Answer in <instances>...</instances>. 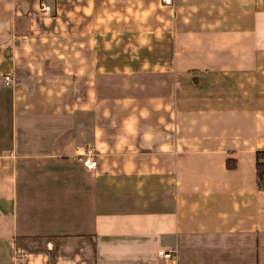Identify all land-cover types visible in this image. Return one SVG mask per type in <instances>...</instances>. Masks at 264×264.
I'll use <instances>...</instances> for the list:
<instances>
[{
	"label": "crops",
	"instance_id": "1",
	"mask_svg": "<svg viewBox=\"0 0 264 264\" xmlns=\"http://www.w3.org/2000/svg\"><path fill=\"white\" fill-rule=\"evenodd\" d=\"M48 3L0 0V264H264V0Z\"/></svg>",
	"mask_w": 264,
	"mask_h": 264
},
{
	"label": "built area",
	"instance_id": "2",
	"mask_svg": "<svg viewBox=\"0 0 264 264\" xmlns=\"http://www.w3.org/2000/svg\"><path fill=\"white\" fill-rule=\"evenodd\" d=\"M171 0H162L163 3H169ZM39 9L44 12H48L51 9L48 0H39ZM11 76L9 74L3 75L0 85H8L11 82ZM78 159L81 164L87 168L91 169L95 166L94 150L91 147H86L83 152L78 154ZM264 159V158H263ZM17 253L25 255V249L18 247ZM157 255L162 259H170L173 257V252L169 249L158 248L156 251Z\"/></svg>",
	"mask_w": 264,
	"mask_h": 264
},
{
	"label": "trees",
	"instance_id": "3",
	"mask_svg": "<svg viewBox=\"0 0 264 264\" xmlns=\"http://www.w3.org/2000/svg\"><path fill=\"white\" fill-rule=\"evenodd\" d=\"M264 150H256L255 151V175H256V185L258 188L264 189ZM24 242L22 237L16 238V245L20 246Z\"/></svg>",
	"mask_w": 264,
	"mask_h": 264
}]
</instances>
